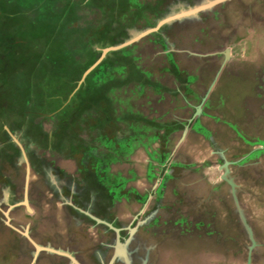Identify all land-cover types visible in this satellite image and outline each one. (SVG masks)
Wrapping results in <instances>:
<instances>
[{
  "label": "rangeland",
  "instance_id": "1",
  "mask_svg": "<svg viewBox=\"0 0 264 264\" xmlns=\"http://www.w3.org/2000/svg\"><path fill=\"white\" fill-rule=\"evenodd\" d=\"M197 1L201 0H0V33L3 36L1 44L4 45V62L0 66V111L4 108L10 113V116H5L7 121L0 116V124L8 125L25 154L31 155L26 157L34 161L31 167V180L34 183L40 179L59 189L65 183L74 190V194L69 196L73 201L82 193L83 187L87 185L86 181L96 178L103 189L98 194L107 197V201L126 217L135 212L134 205L140 204L141 197V200L145 199L157 179L160 182L179 179L181 172L183 174V170L191 165V172L198 174L196 172L202 170L206 173V178L211 176L212 179H217L220 171L208 169L214 156H210L207 139L214 133L216 142L224 141L223 148L228 151V159L235 164L232 169L243 175L244 179L239 183L242 184L240 194L246 193L245 215L255 236L264 244V0L224 2L214 9H220L226 15L225 22H218L216 27L213 28L212 25L210 28L208 22L204 21L201 25L199 21L192 23L193 26L188 30L197 44L190 42L191 46L194 44L191 48L195 52L197 49L198 54L206 55L199 57L215 58L213 67L205 63L204 68L195 66L200 78L188 81V86L197 91L196 87L199 85L201 89L198 92L206 93L207 85L220 67L221 73L216 83L224 87L215 88L217 91L209 98L202 115L195 119L197 123L202 122L206 126L204 131L197 130L196 126L199 127V124H194L195 121L190 125L192 134L187 136L184 143L188 145L185 148L189 153L178 159V151L172 149L174 139L161 135L160 127L165 123L173 124V121L183 124L192 113L193 101L189 91L182 89L184 87L181 92L175 90L177 86L181 87L177 77L172 75L175 58L183 53L178 45L180 37L177 43L174 37L171 43L170 37L175 34L179 20L193 15L167 23L133 46L134 56L142 64L143 75L148 78L155 74L156 81L164 84L163 88H138L133 85L129 81V76L132 75L130 68L126 70L111 64L116 53L103 59L100 67L93 68L85 80H81L86 68L100 55L97 47L120 43L127 37L154 26L161 18L178 12V6L186 9ZM54 13L60 15V22L65 27L61 30L62 41L52 44L55 47H50L41 39L38 40V37H45V29L52 31H49L45 39H49L52 33L55 36L59 33L51 30L49 24V21L53 23L51 18L57 16ZM195 17L201 19V14ZM231 24H236L237 29L228 36V26ZM74 38L79 40L74 41ZM214 49L215 52L229 49L232 58L224 62L222 53L216 54ZM67 53L69 55L64 61L70 63L68 69L60 63H50L56 56L62 58ZM181 57L184 61L182 55ZM203 69L207 71L203 72ZM45 71L62 72L55 77H44ZM193 73L191 69L187 71L189 76ZM4 80L6 85L3 86ZM104 81L109 84H103ZM85 83L86 87L82 88ZM96 87H99L102 99H106L105 103V100L97 98L104 102L102 108L93 101L94 108H88L89 105L83 107L81 113L72 118L68 125L61 126V120L69 115V110L62 112L66 96L69 95L72 102L78 93H91L89 90ZM54 91L66 92L59 107L54 106L52 98H49ZM17 96L22 97L16 102L20 105L10 100ZM12 113L16 117V125L13 127L9 124L14 117L11 116ZM258 118L263 121L261 127L255 125ZM3 133L5 136L0 139V150L3 148V140L9 139L6 132ZM202 133L206 135L204 140ZM49 139L53 140L49 142ZM258 146L262 148L253 149ZM251 153L262 154L261 170L258 165L257 168H249V163L253 164L251 157L259 158V155L252 156ZM23 159V155L19 156L15 161L16 166L1 159L0 180L11 177L19 180L24 171ZM245 163L247 167L243 165ZM243 166L250 172L243 169ZM251 173L257 177L253 179L250 177ZM140 185L146 189H137ZM53 191L54 194H59L54 188ZM154 191V197L158 194L160 197L158 189ZM175 191L176 188L173 192ZM15 192L14 187L1 185L0 201L4 206L10 204V198L15 200ZM17 195L20 196L18 193ZM154 197L150 208L155 206L153 201L160 200ZM90 198H93L92 194H88L86 200L89 201ZM4 206L1 210H4ZM19 208L21 207H14V210ZM24 218L32 228L30 222H33V216L24 214ZM5 219L4 213L0 211V264H14L19 239L16 231L5 224ZM15 224L12 225L20 228ZM236 231L232 232L235 236L240 232ZM191 241V245L183 250L174 247L170 254L176 256L177 253L176 257L181 259L192 253L197 256L196 264H208L205 252L199 249L200 242L204 241L193 239V244ZM172 242L176 246L179 244L178 241ZM183 243L187 241L184 240ZM233 246L232 248L237 249V246ZM187 248L193 251L190 252Z\"/></svg>",
  "mask_w": 264,
  "mask_h": 264
},
{
  "label": "flooded vegetation",
  "instance_id": "2",
  "mask_svg": "<svg viewBox=\"0 0 264 264\" xmlns=\"http://www.w3.org/2000/svg\"><path fill=\"white\" fill-rule=\"evenodd\" d=\"M204 2H206V0L197 1L194 3V5L186 9H183L182 6H178L179 11L170 15H177L182 11H186ZM223 3L218 4L217 6H214L208 10L194 14L193 16H189L188 19L179 20L176 25V30L174 32L175 34L171 35L170 37L171 43H173V37L175 39V43L178 42L177 40L180 37L179 41L181 42L178 45L180 48L179 50L183 53L180 54V57L175 58L176 64L174 65L175 69L172 75L177 77V82L181 86H177V89L175 90L180 92L182 89H185V91L188 90V94L193 101V104H191L192 113L188 118H186L183 124L180 123V121H173V124L165 123L160 127L161 135H163L165 138L168 136L170 139H174L172 149L175 150V152L178 151L176 153L177 159L189 153L187 150L188 145L184 143L187 139V136L189 135L190 137V134H192V132H190V125L193 123V121H195V119H197V117L202 115L206 103L210 101L209 98L214 96V92L217 91L215 88L220 89L224 87V85L216 83L218 76L221 73L219 72V66V68L216 69L214 78L206 87V93L202 94L203 91L198 92L201 89L199 85L196 87L197 91H194L193 88L188 86V81L192 79L198 80V78H200V75H198V68L195 66L204 68L205 63V65L209 64L210 67H213V62L215 59L211 56L206 59L199 57L206 55L198 54L197 49L195 52V50L191 48L196 43L193 41V38H191V34H189L188 30L191 26H193L194 23H198L199 21L201 25L204 24V21L208 22L210 28L212 25L213 28L216 27L218 22H225L227 20L226 15L224 13L222 14L220 9H214L215 7L223 5ZM113 7L117 8L116 6ZM214 10H216V12ZM205 12L206 14H204ZM200 14L201 19L195 17V15L199 17ZM168 16L161 18L159 21L167 18ZM180 18L182 17L177 19ZM157 23L149 28L155 27ZM167 23L162 24L161 27ZM251 26L254 27L253 25ZM161 27L159 29H161ZM228 28V36H230L233 32H236L237 29L236 24H231L228 26ZM146 29H143L137 34L127 37L124 41L117 44H122L124 42L127 43ZM158 30L151 33H155ZM50 36L51 37L49 39H45L46 37H38V40L41 39L44 44L46 43L50 47H55L56 45L52 46V44H54V40H56L53 38L54 34L52 33ZM144 37L130 42L118 50L108 51L103 59L105 60V58L110 56L111 53H116L115 58L111 57L113 58L111 59V64L115 67L121 66L126 70L130 68L132 75L129 76V81L133 82V85L138 86V88L146 86H151L156 89H160L161 87L163 88L164 84L156 81L155 74L150 77L148 76L149 79L143 75L144 73L141 71L143 69L141 67L142 64L139 62V59L134 56L135 50L133 51V46L140 43ZM190 42H193L194 44L191 46ZM117 44H108L103 48ZM103 48L97 47L100 55ZM227 52L229 54L228 57L226 55ZM178 53L179 52L177 51V54ZM215 53H222L224 62H227L232 58V52L229 49L222 51L220 50L219 52L216 51ZM64 55L65 56H62V58L56 56L57 58L53 59V62L50 63H55L56 65L60 63L65 69H68L70 67V63L64 60L69 54L67 53ZM181 55L183 56L184 61L182 60ZM99 57L95 60V62L99 59ZM103 59L101 60L100 64L98 63L94 68L98 66L100 67L104 61ZM134 59L138 60V62H135ZM95 62L91 63L88 68H90ZM21 68L23 69V67ZM88 68H86V70ZM189 69L194 72L191 76L187 74ZM85 71L83 72V75ZM205 71L207 70L203 69V72ZM61 72L62 71H45L43 74L44 77H55V75L58 76L57 73ZM168 73L171 74V71ZM104 82L102 83L109 84ZM61 86L62 85H59V87ZM85 87L86 83L82 88ZM98 88L96 87L95 89L92 88L89 90L91 93H78L72 102L69 100V95L66 96V100L64 101L65 105L63 104L62 106V112L64 113L66 110H69V115H64L66 116V119H62L60 125H68L72 118L81 113L82 108L87 107L90 103L87 99V97L90 95L95 96V105L99 103V106H97L102 108V104H104L102 100H105L106 103V99H102V97L99 95ZM64 95H66V92L54 91L49 96V98H52V102L55 104H53L54 106L59 107L62 103L61 100ZM97 98H101L102 100H97ZM91 107L94 108V104H91L88 108ZM198 107H200V112H198ZM103 108L106 109V107ZM9 124L12 127L16 125L13 121H10ZM194 124H199V127L196 126L199 132L202 130L204 131L206 127L202 122L197 123V121H195ZM261 124H263V121L262 119L258 118L257 123L255 124L256 127H261ZM7 126L6 124L2 126L0 124V139H3L2 136H5L3 132H6L8 138L10 139L9 140L6 138L3 140V148L0 150V160L6 159L9 164L14 163V166H16L15 161L19 158V156L22 157L23 155V152H21L22 147L13 139L11 134L12 131L10 130L11 133L7 131ZM185 129L187 130L186 132H184ZM171 136H174V138ZM189 137L188 142L190 141ZM201 137L203 140L206 139L205 133H202ZM49 140V142H51L53 139ZM54 140L56 141V139ZM216 140V135L212 133L207 139V144L210 146V156H212V158L214 156L215 158L212 159V164L208 165V169L220 171L217 179H212L211 176H207L206 178V173H204L202 170H200L201 172H196L198 174L191 172L192 165L189 166V168H186L185 171L183 170V174L181 172V177L179 178L181 180H161L162 182H160L157 179L151 185L152 190L148 192L145 199L141 200L143 199V197H141L140 204L134 205L135 212L133 214H127V217L122 216L124 214L119 213V210L111 205V202L107 201V197H102L100 194H98L99 192L103 191V189L100 182L95 177V179L86 181L87 185L83 187L82 193L76 199L74 197L75 200L72 201L69 197L70 194H74V190L71 186L63 183L61 185V189H59L54 184L53 185L56 188L50 186L48 183H46V181H42L40 179L35 181V183L31 180V167L34 164V161L30 158L27 159L29 165V180L27 182L26 176L28 167L25 160L23 159L24 171L19 180H15V177H11L9 179L3 178L0 180V187L1 185H3V187L9 188L14 187L16 190L15 200L12 201L10 198V204L8 206H4V203L0 201V208L4 206L5 210L11 206L17 208L21 207L16 210H14L13 207L8 213V215H12V220L14 223H16L15 225L20 227L17 228L20 231H17L19 235L18 237L21 238V240L18 242V253H16L15 256L17 262H23L26 260V262L29 264H31V262L32 264H110V262H112L111 264H125L124 257L118 256L116 252L119 242L123 246V244L129 240L125 249L128 251V256L130 257L132 264H196L198 262L197 256L193 255L192 253L184 255L181 259L176 257L177 253L175 254L176 256H172L170 253L172 252V249L174 250V247L175 249L181 248V250H183L188 245H191L189 244V241L192 240L191 243L193 244V239L198 242H200L199 239H202L204 242H200L199 249L205 252L206 256L204 257L208 258V264H246L248 254V238L246 230L241 222V212L237 208V204L235 202L236 195L240 208L245 213L246 193L240 194L242 184L240 185L239 183L244 178L243 175H240L239 171L236 172L235 169H232V166L235 164L233 161L228 159V151L223 148L224 141L219 143L216 142ZM186 146L187 148H185ZM259 148L262 147L258 146V148L254 147L253 149ZM131 152L133 153L134 149H132ZM254 154L259 155V158L251 157V162L253 164L251 165L249 163V168H252L253 166L257 168L258 165L259 169L261 170L260 164L262 154L251 153L252 156ZM28 156L31 155L28 154L27 157ZM218 158L219 160H217ZM225 161L229 162V171L226 173L227 179L223 178V175L225 174V168L222 167V165H224ZM243 165L247 167V163ZM244 166L243 169L250 172V170ZM250 177L255 179L257 175L251 173ZM232 182L235 185L231 184ZM142 185L137 187V189L141 188L142 190H145L146 187ZM53 188L56 189L59 194H54ZM174 188H176L175 192H173ZM157 189L160 193V197H158L159 194L154 197V190ZM17 193L20 194V196H18ZM88 194L93 195V198H90L89 201L86 200ZM96 195L99 197H96ZM153 197L154 199L159 198L160 200L155 202L153 201L152 203H155V206L150 208ZM0 211L3 214V211ZM24 214L33 216V222H30L32 228H30V226H28L27 222L25 221ZM94 217L99 218L111 224L114 228L119 229V237H117V233L114 228L110 227L104 222H98ZM233 221H236L237 223ZM236 230H239L240 232L235 236L233 233H235L234 231ZM27 235L30 236L31 240L40 247V251H38L37 247L32 242L30 243V241L27 239ZM172 240L178 241L179 244L176 246ZM184 240H186L187 243L184 244ZM181 241L183 242L181 243ZM229 241L231 242L230 245L228 244ZM196 245H198V243L192 247L195 248ZM232 246H237V249L232 248ZM186 250H189L190 252L193 251L192 249L190 250L188 248ZM254 255L255 264H261L264 262V250L256 251ZM113 258L114 260L112 261ZM185 259H190L191 261L187 262Z\"/></svg>",
  "mask_w": 264,
  "mask_h": 264
},
{
  "label": "water",
  "instance_id": "3",
  "mask_svg": "<svg viewBox=\"0 0 264 264\" xmlns=\"http://www.w3.org/2000/svg\"><path fill=\"white\" fill-rule=\"evenodd\" d=\"M226 1H228V0H206V2H204V3H202V4H199V5H196L195 7L190 8V9H188V10H186V11H182L181 13H179V14H177V15H170V16H168L167 18L162 19L161 21H159V22L157 23V25H156L155 27H153V28H149V29H146L145 31H143V32L139 33L138 35H136L135 38L131 39V40L128 41L127 43L124 42V43H122V44H117V45H113V46H110V47H107V48H103V49H102V53H101L99 59H98V60H97V61H96V62H95L90 68H88V69L85 71V73H84V75H83V77H82V80H84L85 77L88 75V73H90V71H91V70H92V69H93L98 63L101 62V60L106 56V54L108 53V51L118 50V49H120L121 47H123V46L129 44L130 42L136 41V40H138V39L144 37L145 35L150 34V33L153 32V31L158 30V29L161 27L162 24L167 23V22H169V21H171V20H175V19H177V18H179V17H183V16H189V15L197 14V13H199V12H201V11L208 10V9H210V8H212V7H214V6H217L218 4H221V3L226 2ZM226 55H227V57H228V55H229L228 52L226 53ZM198 108H199V109H198V112H200V107H198ZM6 129H7V131L10 132V130L8 129V127H6ZM186 131H187V130L185 129L184 132H186ZM10 133H11V132H10ZM11 134H12V133H11ZM12 136H13V139H14L16 142H18V144L21 146V144L19 143V141H17L16 136L13 135V134H12ZM21 147H22V146H21ZM22 150H23V148H22ZM23 156H24L23 158H24V160H25V162H26V164H27V167H28L27 176H26V180H27V182H28V180H29V165H28V160H27V157H26V155H25L24 150H23ZM228 163H229L228 161H225V162H224V165H222V167L225 168V174L223 175V178H224V179H227V177H226V173H228V171H229ZM229 174H230V172H229ZM231 184H234V183L232 182ZM234 185H235V184H234ZM235 202H236V204H237V208H238L239 211L241 212V214H240L241 222H242V224H243V226H244V228H245V230H246L247 238H248V241H249V244H248V254H247L246 264H255V262H254V257H255V255H254V254H255L256 251H260V250L262 251V250H264V244H263L262 242H260V240H258L257 237L255 236L254 230H253L252 226L250 225V223L248 222V218H247V216L245 215L244 211L240 208V205H239V203H238V200H237V198H236V195H235ZM11 208H13V206L8 207V209H5L3 212H4V215H5V218L7 219L6 224H7L8 226H10V227H13L12 224H10V218L8 217V213H9V211H10ZM94 218H96V217H94ZM96 220H97L98 222H104V223L108 224L110 227L114 228L111 224H109V223H107V222H105V221H103V220H101V219H99V218H96ZM13 228H14V227H13ZM14 229H17V228L15 227ZM114 229L116 230L117 237H119V229H117V228H114ZM133 230H134V229H133ZM18 231H19V230H18ZM27 239L30 241V243L32 242V243L37 247L38 251H40V247H39L34 241L31 240L30 236L27 235ZM118 241H119V239H118ZM128 242H129V240H127L126 243L123 244V246H122V244H120V242H119V246L117 247V252H116V253L118 254V256H123V257H124L125 264H132V262H131V260H130V257L128 256V251L125 249V247H127ZM126 251H127V252H126ZM115 257H116V256H115ZM115 257H114V258H115ZM114 258L112 259V261L114 260ZM111 263H112V262H110V264H111ZM31 264H32V262H31ZM261 264H264V262H262Z\"/></svg>",
  "mask_w": 264,
  "mask_h": 264
},
{
  "label": "trees",
  "instance_id": "4",
  "mask_svg": "<svg viewBox=\"0 0 264 264\" xmlns=\"http://www.w3.org/2000/svg\"><path fill=\"white\" fill-rule=\"evenodd\" d=\"M54 15H57V14H55L54 13ZM0 17H2V16H0ZM58 17V18H57ZM59 17H60V15H57L56 16V18H54V17H52L51 18V20L53 21V23H51L50 21H49V24H51V30L53 29V30H57V31H59V33L55 36V34H54V36H55V39L56 40H54V44H59V42L60 41H62L61 39H62V32H61V30H63L64 29V27H65V25H64V23H61L60 21H61V19H59ZM53 19H55V21L53 20ZM3 24V23H2ZM2 26V25H1ZM0 26V27H1ZM49 29H45V32H46V35H45V37L49 34ZM50 32H52V31H50ZM42 35H43V33H41ZM66 35L68 36V31L66 32ZM2 38H3V36H1V33H0V66H2L3 64H2V62H4L3 60V56H2V52H3V47H4V45H3V43L1 44V41H2ZM65 39H66V37H65ZM75 40L74 41H78L79 39H77V38H74ZM4 43H6V42H4ZM7 44V43H6ZM134 74H135V72H134ZM134 76V75H133ZM9 84V83H8ZM4 85H6V81L4 80L3 81V86ZM0 94H2V91H0ZM19 98H21L22 99V97H16V98H13V99H10L11 101H13L15 104H17V105H20V104H18V103H16L17 101H19ZM87 99H88V101L89 102H91V104H92V102L94 101V99H95V96H93V95H90V96H88L87 97ZM22 102V101H21ZM88 102V103H89ZM91 104H88L89 106L91 105ZM23 106V105H22ZM88 106V107H89ZM9 111H7V110H5L4 108H2L1 109V111H0V116H2L3 118H5L4 120H6L7 121V118L5 117V116H10V113H8ZM11 116L13 117V122L15 121V114L14 113H12L11 114ZM18 119H21V118H18ZM15 123V122H14ZM64 125V124H63ZM2 126V125H1Z\"/></svg>",
  "mask_w": 264,
  "mask_h": 264
},
{
  "label": "crops",
  "instance_id": "5",
  "mask_svg": "<svg viewBox=\"0 0 264 264\" xmlns=\"http://www.w3.org/2000/svg\"><path fill=\"white\" fill-rule=\"evenodd\" d=\"M0 210H1V208H0ZM2 211H4V210H2ZM4 213V212H3ZM8 217L10 218V223H12V224H14V222H13V220H12V215H8ZM6 221H7V219H5V224H6ZM7 225V224H6ZM5 225V226H6ZM13 226V225H12ZM10 227V226H9ZM14 228H15V226H13ZM13 227H11L13 230H15L16 231V233L18 234V232H20V231H18V229H14ZM18 231V232H17ZM19 236V235H18ZM17 236V237H18ZM18 239H19V241L21 240V238L20 237H18ZM18 241V242H19ZM15 253H17V250L15 251ZM26 261V260H25ZM25 261H23V262H17V259H16V257H15V259H14V264H23V263H26ZM28 264V263H27Z\"/></svg>",
  "mask_w": 264,
  "mask_h": 264
},
{
  "label": "bare ground",
  "instance_id": "6",
  "mask_svg": "<svg viewBox=\"0 0 264 264\" xmlns=\"http://www.w3.org/2000/svg\"><path fill=\"white\" fill-rule=\"evenodd\" d=\"M25 202H27V201H25Z\"/></svg>",
  "mask_w": 264,
  "mask_h": 264
}]
</instances>
